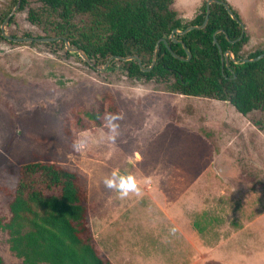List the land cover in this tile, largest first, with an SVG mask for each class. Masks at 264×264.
<instances>
[{"label":"rangeland","instance_id":"1","mask_svg":"<svg viewBox=\"0 0 264 264\" xmlns=\"http://www.w3.org/2000/svg\"><path fill=\"white\" fill-rule=\"evenodd\" d=\"M206 1L174 0L171 9L189 22ZM225 1L245 26L243 57L263 50L264 0ZM15 5L0 0V27ZM19 9L5 24L9 35L54 36L62 23L40 0ZM73 23L81 28L86 17ZM105 94L123 116L114 142L105 123L95 126L84 115ZM255 122L264 123L259 111L243 117L227 102L128 79L120 63L95 70L65 44L0 39V218L9 216L19 167L55 163L86 179L89 226L100 255L112 264H264V132ZM76 139L86 147L75 151ZM114 171L132 175L141 195L121 199L107 189L103 181ZM168 178L176 193L168 190ZM217 204L237 214L216 216ZM185 229L192 232L188 238ZM0 259L22 264L2 230Z\"/></svg>","mask_w":264,"mask_h":264},{"label":"trees","instance_id":"2","mask_svg":"<svg viewBox=\"0 0 264 264\" xmlns=\"http://www.w3.org/2000/svg\"><path fill=\"white\" fill-rule=\"evenodd\" d=\"M40 2L62 21L54 36H44L59 38L51 44L64 45L66 40L70 46L83 50L95 64L103 66L111 56H137L148 71H141L136 61L113 60L108 68L120 63L128 79L163 82L173 93L227 102L243 117L254 111L264 117V57L255 62H242L257 57L264 49L243 57L242 49L248 36L244 34L237 41L241 28L222 5H210L209 19L203 29L175 35L191 53L189 61H181L173 57L168 48L184 59L186 53L170 35L173 29L182 31L192 25L200 26L205 19L206 2L189 22H184L171 9L174 0ZM25 5L26 0H21L19 10ZM78 16L86 17L81 28L73 23ZM28 19L33 24L39 21L33 10H29ZM12 22L13 17L9 20ZM220 30L223 32L217 33ZM24 37L31 36L25 34ZM214 38L223 52L231 51L237 63L229 60L228 66L222 65ZM0 39H3L1 31ZM156 45H159L156 62L150 69ZM105 113H119L109 94L97 101L94 111H86L84 115L100 127L105 123ZM254 126L264 132V123L255 122ZM87 202L84 177L55 163H29L18 169L8 206L9 216L0 218V230L7 233L10 251L22 264H112L100 255L95 245ZM193 227L200 233L198 222H194ZM0 264H3L1 259Z\"/></svg>","mask_w":264,"mask_h":264},{"label":"water","instance_id":"3","mask_svg":"<svg viewBox=\"0 0 264 264\" xmlns=\"http://www.w3.org/2000/svg\"><path fill=\"white\" fill-rule=\"evenodd\" d=\"M211 4H219V5H222L227 14L240 26L241 28V34L239 36V38L237 39V41H239L240 39L243 38L244 34H245V26L243 25V23L240 21V19H238L235 14L233 13L231 7L226 3V2H223L221 0H207L206 1V5H205V19L203 21V23L200 25V26H195V25H192V26H189L187 27L186 29L180 31V30H177V29H173L171 35H170V39L174 42H179L181 45H182V48L184 49L185 53H186V59L184 58H181L179 56H177L175 53H173L171 51L170 48H168L169 52L172 54L173 57L181 60V61H189L191 59V53L190 51L187 49L186 45L181 42V41H177L175 39V35H184V34H187L188 32L192 31V30H195V29H203L206 24H207V21L209 19V14H210V5ZM21 5V0H17V3L14 7V9L12 10V12L8 15V17L5 19V21L3 22V24L1 25L0 27V30H1V35H2V38L5 39L6 41L8 42H12V43H22V42H28V43H31V42H36V43H51V42H55V41H58L59 38H55V37H14V36H11V35H8L6 32H5V24L6 22L16 13V10L19 9ZM223 31H217V33H221ZM226 36V39L228 40V37L227 35L225 34ZM163 43L165 45H167L166 43V40L165 39H162ZM213 43L217 46L218 48V51H219V54H220V57H221V63L223 66H228L229 64V60L233 61L234 63H237V61L234 59L233 57V54L231 53V51H225L223 52L220 48V46L218 45L217 43V40L214 38L213 39ZM233 43V42H231ZM64 44H65V47H66V50L69 52V53H72V54H77L80 58L83 59V61L91 68L95 69V70H104L106 69L109 65H110V62L113 61V60H117V61H122V62H126V61H136L138 66L140 67L141 71H148L146 69H144L142 67V62L140 60L139 57L137 56H128V57H122V56H111L107 62L105 63V65L103 66L102 69H98L95 64L93 63L92 60H90L87 55L85 54V52L79 48H76V47H72L69 45L68 41L64 40ZM159 49V45H156L155 48H154V51H153V56H152V62H151V66H150V69L154 66L155 62H156V56H157V51ZM264 57V52L259 54L257 57L253 58V59H243L242 62L243 63H248V62H255V61H258L260 59H262Z\"/></svg>","mask_w":264,"mask_h":264},{"label":"clouds","instance_id":"4","mask_svg":"<svg viewBox=\"0 0 264 264\" xmlns=\"http://www.w3.org/2000/svg\"><path fill=\"white\" fill-rule=\"evenodd\" d=\"M103 119L107 128V138L114 142L119 135L118 121L122 120L123 116L119 113H105ZM85 147L86 144L82 140L73 141L75 151H80ZM103 183L107 189L115 190L121 199L127 198L130 194L141 195L140 187L132 175H123L114 171L110 177L104 179Z\"/></svg>","mask_w":264,"mask_h":264},{"label":"crops","instance_id":"5","mask_svg":"<svg viewBox=\"0 0 264 264\" xmlns=\"http://www.w3.org/2000/svg\"><path fill=\"white\" fill-rule=\"evenodd\" d=\"M175 170V169H174ZM169 172V171H168ZM221 172H223V170H221ZM233 173V172H232ZM156 175V174H155ZM170 172L169 173H167V176L168 177H170ZM170 178H168V180H167V182H168V190H170L172 193H176V189H178L177 187V184H174V185H176V186H174V185H172L171 183H172V180H169ZM165 180V179H164ZM176 181H177V179H176ZM180 181V180H179ZM185 184H184V191L185 192H187L188 191V187L186 186V184H187V181L186 182H184ZM161 184V183H160ZM165 185V184H164ZM232 191H235L234 189H231ZM191 192V191H190ZM189 192V193H190ZM221 194H223V193H221ZM183 197L185 198V199H187V196L186 195H184L183 194ZM181 198V197H180ZM192 197H190V199H191ZM168 204H173V202H170V203H168ZM174 205H176V203H174ZM213 209H215V211H216V213H215V215L216 216H222V217H227V216H232V217H234L235 215H234V213L235 214H237V211L236 210H234V208L232 207V206H226V205H218L217 204V206L215 207V208H213ZM174 210H176V209H174ZM174 210H172L171 211V213L173 214V215H175V217H177V215H178V209L176 210V211H174ZM179 216V215H178ZM216 218V217H215ZM211 219V220H209L208 222L210 223H213L214 221H217L216 219ZM177 223L180 225L179 226V228H181V229H183V221H182V219H181V217L179 218H177ZM195 229V228H194ZM182 232H185L186 233V238H188L189 237V232H191L190 230L188 231L187 229H185V230H181ZM196 232H197V230H195ZM192 233V232H191ZM199 233V232H198Z\"/></svg>","mask_w":264,"mask_h":264},{"label":"flooded vegetation","instance_id":"6","mask_svg":"<svg viewBox=\"0 0 264 264\" xmlns=\"http://www.w3.org/2000/svg\"><path fill=\"white\" fill-rule=\"evenodd\" d=\"M16 3H17V2H16ZM6 18H7V17H6ZM11 18H12V17H11ZM11 18H10V19H11ZM10 19H9V20H10ZM0 31H1V30H0ZM8 35H9V34H8ZM11 36H12V35H11ZM1 37H2V35H1ZM14 37H16V36H14ZM3 40H5V39H3ZM5 41H6V40H5ZM6 42H8V41H6ZM11 43H12V42H11ZM93 63H94V62H93ZM107 68H108V67H107Z\"/></svg>","mask_w":264,"mask_h":264}]
</instances>
